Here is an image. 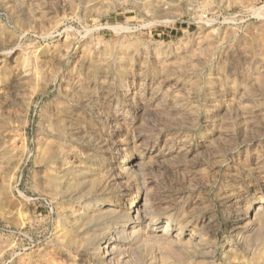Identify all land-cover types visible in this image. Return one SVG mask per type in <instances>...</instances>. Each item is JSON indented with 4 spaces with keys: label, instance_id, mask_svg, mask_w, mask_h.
Here are the masks:
<instances>
[{
    "label": "rangeland",
    "instance_id": "374dc122",
    "mask_svg": "<svg viewBox=\"0 0 264 264\" xmlns=\"http://www.w3.org/2000/svg\"><path fill=\"white\" fill-rule=\"evenodd\" d=\"M0 264H264V0H0Z\"/></svg>",
    "mask_w": 264,
    "mask_h": 264
},
{
    "label": "bare ground",
    "instance_id": "6f19581e",
    "mask_svg": "<svg viewBox=\"0 0 264 264\" xmlns=\"http://www.w3.org/2000/svg\"><path fill=\"white\" fill-rule=\"evenodd\" d=\"M102 208V207H101ZM97 209V208H96ZM98 211H99V209H98ZM145 219V218H144ZM152 222V221H151ZM105 223V222H104ZM112 223V222H111ZM142 224V223H141ZM145 224V223H144ZM102 226V225H101ZM146 226V225H145ZM144 226V227H145ZM106 227V226H105ZM115 227V226H114ZM148 227H149V225H148ZM157 227V226H156ZM121 230V229H120ZM132 230V229H131ZM84 231V230H83ZM94 231H95V229H94ZM153 233H155V232H153ZM118 234V233H117ZM164 234V233H163ZM113 235V234H112ZM108 236V235H107ZM108 239V238H107ZM97 242H98V240H97ZM116 243V242H115ZM126 244V243H125ZM224 244H226V245H228L227 244V242H224ZM103 245V244H102ZM128 246V245H127ZM132 246V245H131ZM120 247V246H119ZM103 248L105 249L104 250V256H106V255H112L113 254V251L116 249V246L115 245H111L110 243L109 244H105L104 246H103ZM109 249V250H108ZM102 250V249H101ZM121 259H122V257H121ZM105 260V259H104Z\"/></svg>",
    "mask_w": 264,
    "mask_h": 264
}]
</instances>
